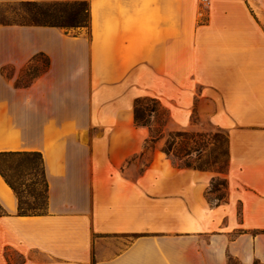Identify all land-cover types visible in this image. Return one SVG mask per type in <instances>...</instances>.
Here are the masks:
<instances>
[{
	"label": "crops",
	"instance_id": "obj_1",
	"mask_svg": "<svg viewBox=\"0 0 264 264\" xmlns=\"http://www.w3.org/2000/svg\"><path fill=\"white\" fill-rule=\"evenodd\" d=\"M74 1L91 3V35L0 24V153H40L48 185L46 212L19 216L0 177V264H264V15L245 0H156L140 60L121 54L118 78L111 42L129 16L118 4L107 18L97 0L0 5ZM41 56L45 68L20 85ZM136 78L164 100L174 91L179 128L194 113L226 132V202L208 199L212 172L172 165L161 151L134 175L133 136L147 129L132 127L141 97L122 95L115 117L130 127L107 110L108 90Z\"/></svg>",
	"mask_w": 264,
	"mask_h": 264
},
{
	"label": "rangeland",
	"instance_id": "obj_2",
	"mask_svg": "<svg viewBox=\"0 0 264 264\" xmlns=\"http://www.w3.org/2000/svg\"><path fill=\"white\" fill-rule=\"evenodd\" d=\"M156 0H97L98 8L101 9V16L103 18H107L109 15L108 4L112 3L114 8L116 4H118L119 10L123 13L120 19L123 20L124 16L127 17V27L120 25V29L114 32V37L116 42H111L113 48L118 55L117 59V77L124 76L123 64H121L123 58L120 56L121 54L126 53L128 56V60L133 63L138 62L140 60V53L138 48L142 42H145V28H154L156 27L157 15L154 10V4ZM248 5L253 8V10L257 13L259 17L264 15V0H245ZM101 6V7H99ZM104 6L106 9H104ZM90 11L92 10L91 3H89ZM32 12H36L35 9L29 8ZM27 9L22 8L18 4H3L0 5V23H17L20 25H30L33 24L29 13L26 12ZM99 9H97L98 11ZM131 14V15H130ZM92 21L90 24L84 29L86 33L89 35L92 34ZM62 30V29H60ZM65 33L77 34L78 29H69L62 30ZM125 46L127 48L122 47ZM46 66V58L38 57L37 60L26 66L21 73L19 84L25 85L31 80L36 74L38 75L40 71H42ZM118 84V83H117ZM111 97L109 99L108 112L110 113V119L116 125V127H130V122H126V118L115 117L116 113H119L123 108V100L122 95L126 92L127 95L131 92L133 96V100L137 97L149 96L152 98H159V103L165 106L159 107V113L157 117H154L150 120L149 129H143L138 133H134L133 136V146H134V154L133 160L134 163V175L138 174L143 168L149 164H151L158 156L159 152L171 141L170 136L174 133L181 132L186 133L189 136L193 135L191 139L187 138L183 140H176V149H179L182 146L192 147L193 149H197V152H193L190 157L192 164L194 167H204L210 166L214 170L216 168H221L224 166L226 162L225 155V139L226 132L222 131L219 127H217L213 121L209 118L200 117L198 114L192 113L190 115L189 124L186 128H179V124L182 120L179 118V115H176V119L171 115L170 110H172V100L173 98V90H164L168 95L169 100H164L162 95L158 92L159 90L146 88L142 86V83L138 81V79H134L133 86L130 89L127 87L126 89L116 88L110 89ZM175 92L179 93V90ZM197 93V91H196ZM176 100V99H175ZM108 101V100H107ZM96 116L98 114L96 111L94 112ZM91 115V110H90ZM103 115V113H102ZM182 116L186 114H181ZM94 116L92 115V118ZM132 127L134 128V124L132 121ZM135 129V128H134ZM154 137L155 139H151ZM195 142V144H194ZM140 148V151L138 149ZM178 150L175 151V153ZM183 157V156H182ZM185 158V157H184ZM3 167L9 171V175L12 178L17 176V173L13 171V167H15L14 162L6 163ZM39 169V166H38ZM212 172V171H210ZM214 175L211 185L210 191L208 192V199L214 204H219L227 201L228 195V185L225 183L227 180L224 175L216 174L212 172ZM226 180V181H225ZM21 183L24 181H20ZM30 182L27 183L29 185ZM22 194V202L26 203L30 206L43 207L45 202V195L43 192V188H41L40 192H33L31 187L27 189L21 188ZM239 213V208H238ZM239 217V216H238ZM19 262V258L15 257V264ZM233 264H237L236 261H233Z\"/></svg>",
	"mask_w": 264,
	"mask_h": 264
},
{
	"label": "trees",
	"instance_id": "obj_3",
	"mask_svg": "<svg viewBox=\"0 0 264 264\" xmlns=\"http://www.w3.org/2000/svg\"><path fill=\"white\" fill-rule=\"evenodd\" d=\"M22 8L27 9L30 19L33 24L25 26H42L54 27L62 30L86 28L91 21V11L87 1H74V2H52V3H36L26 2L19 4ZM29 8L35 9L36 12H30ZM4 25L17 24V23H0ZM20 25V24H17ZM37 74L34 76L36 77ZM33 77V78H34ZM32 78V79H33ZM24 86H27L31 81ZM159 102L151 97L137 98L133 105V118L136 127L148 128L150 127V120L158 116ZM193 138L186 133L177 132L170 136L171 141L161 150V152L169 159L172 165L177 167L190 168L193 167L198 170L212 171L216 174L224 175L227 171V139H225V155L226 162L223 167L216 168L215 170L210 166L194 167L190 157L197 149L192 147L186 148L182 146L176 149V140L183 138V140ZM151 139H155L151 137ZM195 144V142H194ZM178 150L176 153L175 151ZM183 156V157H182ZM185 157V158H184ZM14 162L15 167L13 171L17 173L15 178L10 177L8 174L10 168L6 170L3 165L6 163ZM39 166V169H38ZM0 177L4 183L12 190L18 200L17 214L19 216H38L46 212L47 209V192L48 185L44 175L43 159L38 152H1L0 153ZM24 181V182H20ZM226 181V180H225ZM30 182L29 185L27 183ZM227 183V181L225 182ZM31 187L33 192H40L43 188L45 195V202L43 207L30 206L22 202L21 188ZM5 215L4 210L0 206V217ZM233 258L228 257V264H233ZM237 263V262H236ZM238 264V263H237ZM253 264H262L254 261Z\"/></svg>",
	"mask_w": 264,
	"mask_h": 264
}]
</instances>
